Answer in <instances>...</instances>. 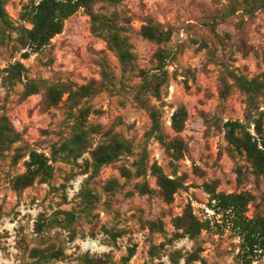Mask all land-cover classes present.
I'll return each mask as SVG.
<instances>
[{"label":"rangeland","instance_id":"rangeland-1","mask_svg":"<svg viewBox=\"0 0 264 264\" xmlns=\"http://www.w3.org/2000/svg\"><path fill=\"white\" fill-rule=\"evenodd\" d=\"M41 1L0 0V264H243L213 197L264 216V0H79L37 46Z\"/></svg>","mask_w":264,"mask_h":264},{"label":"trees","instance_id":"trees-1","mask_svg":"<svg viewBox=\"0 0 264 264\" xmlns=\"http://www.w3.org/2000/svg\"><path fill=\"white\" fill-rule=\"evenodd\" d=\"M82 6V3L78 0L74 3H63L56 0H42L39 5L32 10L30 15V21L33 23V28L28 29L27 38L28 41L32 42L37 46H43L50 42V39L62 30L63 21L66 16L76 11V9ZM6 13L4 8L1 6L0 2V20L7 22ZM145 34L156 38L158 34V29H145ZM161 40V37H157ZM125 42V38L120 36L119 33L113 35L110 39V43L116 49L121 50L120 56L125 59V51L120 49ZM3 133L0 132V135ZM244 148L246 149L249 157L253 160L255 166L260 171L264 172V152L259 150L254 144L249 142H244ZM121 150H123V145L115 144L100 146L95 152V160L97 164L109 163L119 156ZM38 164V168L31 169L33 171L32 175L35 173L46 170L45 161L41 159V156L34 154L33 162L31 165ZM160 185L166 189L168 188V183L171 182L163 174L160 175ZM213 199L218 200L219 206L225 211H230L231 221L233 222V227L237 229L243 239L241 243V257L244 260L243 264H251L250 256L256 255L258 251L264 253V216L256 215L255 218L250 219L245 215L247 204L251 199V195L248 193H238V194H216ZM197 224L198 227L195 228L193 234H197L201 230L200 221L195 220L191 225ZM190 233V231H187ZM89 264H104L100 259H91Z\"/></svg>","mask_w":264,"mask_h":264}]
</instances>
